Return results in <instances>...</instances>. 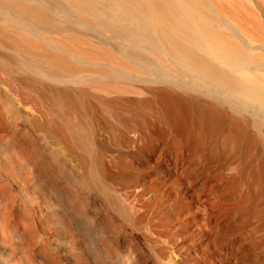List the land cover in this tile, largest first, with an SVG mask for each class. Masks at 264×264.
<instances>
[{
    "label": "bare ground",
    "instance_id": "6f19581e",
    "mask_svg": "<svg viewBox=\"0 0 264 264\" xmlns=\"http://www.w3.org/2000/svg\"><path fill=\"white\" fill-rule=\"evenodd\" d=\"M259 142L264 0H0V264H136L112 233L159 183L212 256L264 264Z\"/></svg>",
    "mask_w": 264,
    "mask_h": 264
},
{
    "label": "rangeland",
    "instance_id": "374dc122",
    "mask_svg": "<svg viewBox=\"0 0 264 264\" xmlns=\"http://www.w3.org/2000/svg\"><path fill=\"white\" fill-rule=\"evenodd\" d=\"M223 130L225 129L221 130L222 133ZM110 134H112L110 128L107 127L105 138L108 139ZM257 147L253 149V152L262 151L263 143L259 142ZM114 154L107 153L106 159L109 160ZM203 156L201 152L199 161L203 159ZM156 157L162 163L167 159L166 153L161 151L157 152ZM155 179L156 174L151 171L152 186L158 183ZM159 185L152 193L154 196V200L150 201L152 205L147 208V211L140 208L141 214L136 226L123 220L121 231L112 233L111 239L115 246L121 247L125 253L135 250L139 256L136 264H186V261L191 264L189 259L194 253L202 257H210L216 264H225L224 260L212 256L208 245L201 246L197 237L195 238L197 234L192 230L199 226L197 217L200 215L196 212L195 206L188 204L187 196L178 193L179 191L171 184L159 183ZM209 208L214 209V206L210 204ZM192 218H197V224L191 221ZM174 243L178 245L174 247Z\"/></svg>",
    "mask_w": 264,
    "mask_h": 264
}]
</instances>
